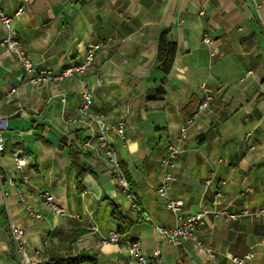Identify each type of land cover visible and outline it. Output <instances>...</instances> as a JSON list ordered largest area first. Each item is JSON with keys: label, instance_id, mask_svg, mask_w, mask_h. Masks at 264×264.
Wrapping results in <instances>:
<instances>
[{"label": "crops", "instance_id": "0c3cea01", "mask_svg": "<svg viewBox=\"0 0 264 264\" xmlns=\"http://www.w3.org/2000/svg\"><path fill=\"white\" fill-rule=\"evenodd\" d=\"M23 4L0 0V11L10 15ZM14 29L34 71L52 76L82 61L91 44L99 48L84 74L35 85V72L0 45V264H21L11 223L24 230V251L38 264L50 253L96 258L82 264H136L126 250L130 241L154 264H227L248 252L254 254L248 264H264V0H33ZM164 31L176 44L168 74L158 63ZM206 32L214 40L213 58L202 41ZM6 38L0 24V42ZM203 83L215 99L188 130L168 198L182 201L185 214L210 213L197 232L202 248L192 241L177 248L155 228L179 224L157 194L160 161L196 112ZM85 87L92 104L84 114ZM158 87L164 99L149 101ZM99 116L111 125L125 121V141L113 138V147L129 193L105 166V151L93 137ZM16 151L27 162L22 170L13 160ZM47 194L63 215L44 204ZM27 206L42 218H31ZM114 207L131 223L118 244L105 242L119 230ZM244 208L250 215L234 220L214 213Z\"/></svg>", "mask_w": 264, "mask_h": 264}, {"label": "built area", "instance_id": "2783aa9c", "mask_svg": "<svg viewBox=\"0 0 264 264\" xmlns=\"http://www.w3.org/2000/svg\"><path fill=\"white\" fill-rule=\"evenodd\" d=\"M23 1L24 4L20 6L13 14L9 15L0 11V24L3 25L7 30V38L0 42V45H7L10 50L17 54L18 59L25 71L28 73H34L35 71L33 69V64L30 59L26 57L24 51L22 50L20 43L18 42L17 32L14 29L15 21L24 13L25 4L33 2V0ZM203 14L204 12L200 13V15ZM202 41L205 45L211 48L210 56L212 58L215 57L217 53L213 49L214 40L208 32L204 33ZM98 48L99 45L91 44L86 50L85 57L82 59V61L70 65L56 76H52L45 70H38L35 72V77H33L30 82L37 85L43 83V81L45 80L65 81L73 78L76 75H82L92 67L95 51ZM201 90L203 97L198 105L196 112L184 121L183 125L181 126L180 133L177 136L176 143L170 144L168 146L166 154L160 161L162 178L157 188V194L160 198L166 199L167 207L172 212L177 214L179 224L171 228L159 226H156L155 228L160 239L172 244L177 248H181L186 241H192L197 247L202 248V243L197 236V232L202 226L205 225L208 214L210 213L208 211H203L196 214H185L181 212V206L183 205L182 201L171 200L168 198V191L173 181L175 180V176L173 174L175 160L177 156L183 152V145L188 139V130L195 123L198 115L208 110L215 99L213 90L209 86H207V84L203 83L201 85ZM91 104L92 90L85 87L81 94V111L84 114L87 113L91 108ZM97 123L99 129L93 137L97 140L99 147L105 151L106 158L104 160V164L108 169L114 171L117 174L118 180L124 188V192L129 193V182L122 172L120 163L116 158L113 147V138H116V140L125 141V121L124 119H121L116 124L111 125L105 121V118L103 116H99L97 119ZM4 128V119L0 117V154L4 152ZM248 136H250V134H248ZM12 156L19 170H22L27 165L26 160L21 157L20 151L14 152ZM23 178L27 180L26 177L23 176ZM225 185L226 182L223 181L220 182L217 186L216 197L218 199V202L223 198L222 189ZM129 196L131 197V195ZM21 200L24 201V198L21 197ZM43 202L45 205L49 206L56 214H64V210L54 203V198L52 195H45L43 197ZM26 209L31 218H42V215L34 210L31 206H27ZM214 213L222 215L227 220H234L250 215V212L247 208H244L238 214L230 213L226 210L215 211ZM148 220L151 221L150 218H148ZM9 230L12 236H14L17 241L18 252L22 256L21 264H38L35 260L29 258L24 251V230L15 223H11L9 225ZM105 242L118 244L121 242V234L119 233V231L110 232L108 238L105 239ZM126 250L128 254L136 261V264H154L143 253L138 241L127 242ZM205 251L209 257H213V251L211 249L207 248ZM155 255L156 257H159L160 252L157 250L155 252ZM253 257L254 254L252 252H248L240 257L229 258V263L227 264H248V262L251 261Z\"/></svg>", "mask_w": 264, "mask_h": 264}, {"label": "trees", "instance_id": "16d2710c", "mask_svg": "<svg viewBox=\"0 0 264 264\" xmlns=\"http://www.w3.org/2000/svg\"><path fill=\"white\" fill-rule=\"evenodd\" d=\"M175 53H176V44L173 41H171L169 37V32L167 31L162 32L159 38L158 63L163 73L168 74L170 72L175 57ZM165 95L166 93L164 87H158L148 95L147 99L149 101H162ZM86 173L87 170H82L78 175L77 188L79 191L82 190V179ZM113 217L119 224V230H118L119 233L121 234V236H124L127 233L129 227L131 226V223L129 222V220L122 217L120 211L116 207H114L113 210ZM87 262L95 263L96 258L94 256L81 254L80 256L73 259H66L59 254L50 253L48 257L39 264H82Z\"/></svg>", "mask_w": 264, "mask_h": 264}]
</instances>
